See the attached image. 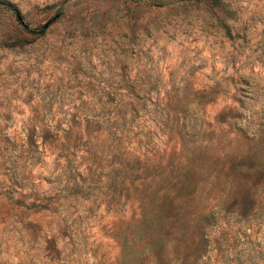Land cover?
Here are the masks:
<instances>
[{
    "label": "rangeland",
    "instance_id": "1",
    "mask_svg": "<svg viewBox=\"0 0 264 264\" xmlns=\"http://www.w3.org/2000/svg\"><path fill=\"white\" fill-rule=\"evenodd\" d=\"M9 1L0 264H264V171L228 159H264V0ZM180 161L194 201L142 206Z\"/></svg>",
    "mask_w": 264,
    "mask_h": 264
},
{
    "label": "trees",
    "instance_id": "2",
    "mask_svg": "<svg viewBox=\"0 0 264 264\" xmlns=\"http://www.w3.org/2000/svg\"><path fill=\"white\" fill-rule=\"evenodd\" d=\"M214 4L219 5L220 0H211ZM0 3L3 4L6 8L11 10L17 18H20L21 13L16 4L9 0H0ZM133 16L130 15V18ZM137 16L135 15L134 18ZM221 23H224L223 18L219 19ZM18 43L19 45H22L20 42H12L13 45ZM8 44V45H12ZM245 137H248V135H245ZM250 138H253V134ZM261 142L259 139H256L253 141L252 144L248 146V148H245L244 150H241L237 153V155H232V157L228 158L230 160V167L232 169H237L239 172L242 173V180L241 182L248 184V179L251 176L253 172H260L261 170L264 171V159L261 157L262 154V148L258 147ZM262 145V144H261ZM137 163L141 162V159L137 157L136 159ZM139 167V166H137ZM132 168H134L132 166ZM177 172L176 174H173L170 177V180H168V183L166 186L163 185L164 188L160 187H154L145 194L143 191L139 192L140 198H138L139 202L142 204V206H148L151 203H158V204H174L177 203L183 199H188L191 202L195 199V193H192L190 191V185L192 184V179L189 175V172H194L196 168L190 171L188 164H186L184 161H180L175 166ZM224 170V165H221L219 167V171L221 172ZM229 179V178H228ZM227 180L226 182H228ZM170 182V183H169ZM137 198V196H136ZM21 203H24L23 200H19ZM31 205H42L41 203H37L35 201L30 202ZM155 215L162 216L160 213H156ZM153 217V216H152ZM155 245V243L152 244L150 249Z\"/></svg>",
    "mask_w": 264,
    "mask_h": 264
}]
</instances>
